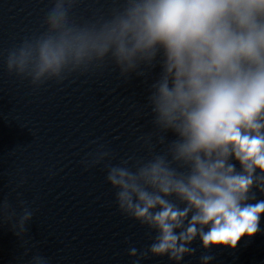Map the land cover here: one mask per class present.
<instances>
[{"label":"water","instance_id":"obj_1","mask_svg":"<svg viewBox=\"0 0 264 264\" xmlns=\"http://www.w3.org/2000/svg\"><path fill=\"white\" fill-rule=\"evenodd\" d=\"M0 264H264V0H0Z\"/></svg>","mask_w":264,"mask_h":264}]
</instances>
